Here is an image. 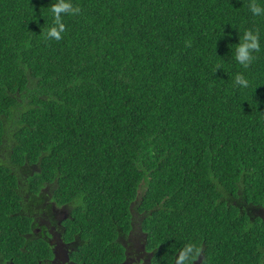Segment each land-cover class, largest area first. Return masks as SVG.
I'll return each mask as SVG.
<instances>
[{
	"label": "trees",
	"instance_id": "1",
	"mask_svg": "<svg viewBox=\"0 0 264 264\" xmlns=\"http://www.w3.org/2000/svg\"><path fill=\"white\" fill-rule=\"evenodd\" d=\"M56 2L0 0V258L39 264L31 216L54 208L87 264L121 262L133 218L153 264L189 244L245 245L247 264L264 245V0H70L60 40Z\"/></svg>",
	"mask_w": 264,
	"mask_h": 264
},
{
	"label": "flooded vegetation",
	"instance_id": "2",
	"mask_svg": "<svg viewBox=\"0 0 264 264\" xmlns=\"http://www.w3.org/2000/svg\"><path fill=\"white\" fill-rule=\"evenodd\" d=\"M59 209L52 208L50 213L41 212L37 215H32V236L35 238L42 237L48 247L45 255L41 253L36 254V260L39 259V264H87L84 261L83 247L86 240L80 234L66 233L65 226L61 225V219H65L67 216ZM63 215V216H62ZM134 217L139 219L137 214ZM137 219V220H138ZM254 235V232L252 233ZM31 235H29L30 237ZM145 235L140 231L138 222L134 220L127 235L121 239L123 247L124 259L117 264H153L151 261L152 252L146 248ZM252 243L254 238L252 236ZM211 246V245H208ZM245 245H238L235 250H231L228 245L222 249H218L219 252H215L213 249L205 248V246H199V253L195 254V259L191 260V264H240V259L245 256ZM205 248V249H204ZM242 248V253H241ZM239 253L241 257L233 260L229 257V254L235 255ZM252 260L247 264H264V245H257V247L251 246ZM0 264H13L10 261H5L0 258ZM244 264V263H242Z\"/></svg>",
	"mask_w": 264,
	"mask_h": 264
},
{
	"label": "clouds",
	"instance_id": "3",
	"mask_svg": "<svg viewBox=\"0 0 264 264\" xmlns=\"http://www.w3.org/2000/svg\"><path fill=\"white\" fill-rule=\"evenodd\" d=\"M249 9L254 16L264 15V7L253 2L249 5ZM50 12L54 18V26L47 31V37L55 40L62 38V33L65 31V25L62 22L63 15H77L80 12L78 6L74 7L70 0H57L56 3L50 6ZM260 51V35L258 31L245 30L242 39H239V43L235 47V60L238 64L244 68L254 60L253 53ZM234 83L241 88H247L249 81L242 75L236 74ZM195 249L193 245L189 244L179 253L176 264H191V260L195 259Z\"/></svg>",
	"mask_w": 264,
	"mask_h": 264
}]
</instances>
